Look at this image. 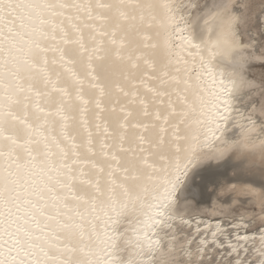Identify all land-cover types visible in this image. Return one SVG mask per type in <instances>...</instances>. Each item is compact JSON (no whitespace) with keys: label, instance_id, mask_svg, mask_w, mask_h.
Listing matches in <instances>:
<instances>
[{"label":"snow or ice","instance_id":"6c2138e0","mask_svg":"<svg viewBox=\"0 0 264 264\" xmlns=\"http://www.w3.org/2000/svg\"><path fill=\"white\" fill-rule=\"evenodd\" d=\"M0 264H264V0H0Z\"/></svg>","mask_w":264,"mask_h":264}]
</instances>
